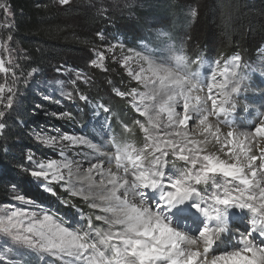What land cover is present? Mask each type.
I'll return each instance as SVG.
<instances>
[{
  "label": "rangeland",
  "instance_id": "1",
  "mask_svg": "<svg viewBox=\"0 0 264 264\" xmlns=\"http://www.w3.org/2000/svg\"><path fill=\"white\" fill-rule=\"evenodd\" d=\"M56 2L59 4L58 0ZM69 3L91 7L97 15L105 17H103L105 26L98 29L91 45H88V48L80 52L71 62L48 70H28L22 65H25L22 61V52L13 40V13L7 1L0 0V5L3 6L0 7V62L7 69L0 72V112L5 113L4 116H0V123L4 124V128L0 129V181H2L0 218L6 220L16 211L25 214L37 212L40 219L47 214L54 222L62 224L70 231H79L83 235L90 226L89 221L94 229L107 232L110 225L106 220H97L96 217L110 219L111 213L105 212V208L91 195L88 200L83 198L85 195L83 193L73 195L76 190L71 187L70 182H73L85 167L96 160L99 149H102L107 142L115 151L117 149L123 151L131 146L142 149L145 152V159L142 162L146 165L151 164L154 155L160 153L159 157L165 162L163 168L167 171L171 170L170 174L165 175L166 177L175 179L181 171H187L192 167L188 161L181 160L179 155L173 154L172 150L165 149L164 142L167 140L165 132L161 131L162 133L157 134L148 116L143 114L140 97L131 94L133 89L138 93L148 90L135 79V74L140 72L141 67L148 69L149 66L147 61L140 59V56H148L154 64H163L173 71L178 70L175 57H184L185 63L179 71L182 75L198 73L199 79L195 82L199 84L201 91L209 92V87L213 84L228 82L224 84L223 89L213 87L209 92L211 96L218 95L224 89L230 92L236 80H239V91L233 95L242 101L240 107L248 112L258 109V115L264 119L260 112L264 110V93L256 92L258 95L247 93L251 88L254 91L264 90V81L260 75L264 74V43L249 60L241 55L208 57L198 52L201 49L197 45H190L189 31L196 15V13L192 14L195 11L191 7H183L180 18L166 17L164 10L161 11L166 3H156L151 0H69ZM114 14L126 21L125 25L128 29H120L112 33V29H115L114 26L118 23L113 22L108 15ZM130 32L136 34L130 36ZM98 33L101 35L98 36ZM101 52L105 56L103 61L99 59ZM236 56L240 57L239 61L233 60ZM93 60L95 64L92 63ZM233 71L236 73L235 77L232 76ZM143 75L147 77L151 73L145 71ZM241 77L243 79H240ZM96 89L101 97L93 95L92 90ZM81 96L86 99H80ZM8 97L12 98L11 103ZM117 107L122 110L127 109L125 114L131 115L122 114L116 110ZM138 108L140 111H137ZM238 112L231 115L238 114L236 119L240 120L242 110ZM27 117L30 118L25 121ZM212 118L217 117L213 115ZM248 122L246 128L253 130L256 127L255 121ZM140 125L148 129V133ZM151 132L157 137L154 144L158 143L162 151L167 150V156L162 155V151L147 152L145 144ZM64 136L82 139L87 143L73 145L71 141H62V145H66L62 147L46 142L50 137L59 140ZM234 141V138H231V142L235 143ZM93 144L96 145L95 149L90 147ZM181 148L184 149L183 153H180ZM176 152L188 155L190 158L193 156L185 146H177ZM202 155L204 154H200L201 160ZM29 156L33 157L31 163L27 159ZM50 161H55L59 165V172L65 177L63 182L44 181L30 175L32 171L39 170V164L47 165ZM200 166L198 161L196 168ZM18 172L24 176L26 181L24 184L18 183L16 178ZM225 179L231 178L217 175V183H223ZM163 183L165 190H172L170 181L163 180ZM233 183L239 184V181ZM194 186L197 188L198 196L207 200L212 189L208 188L205 191L208 186L204 184ZM240 187L244 186L240 185ZM147 192L150 195L154 191ZM244 194H250V189ZM156 198L157 194L150 195L152 202L149 204L150 207L155 203ZM72 200L77 201L79 205L71 204ZM185 203L189 204L188 212L192 210V215L200 214L191 207L192 203L189 201ZM93 204L97 207H93ZM246 211L247 213L244 214ZM248 212L250 213L248 208L240 209L235 206L229 208L228 220H231L229 229L236 224L233 225L232 218L238 219L244 215L243 220H245ZM251 218H254L251 224L255 228L253 221L256 222V218L263 219L255 212ZM184 221L185 218H181V223ZM247 224H250V221ZM186 226L194 236H198L199 230L204 227V221L200 219L196 224L188 223ZM247 228L245 224L244 231ZM120 230H122L121 226L111 227L112 232ZM251 236L254 239L258 234ZM237 238L241 239V237ZM89 240L96 242L94 233L90 234ZM235 240L234 238L233 241ZM262 244L264 247V243ZM98 247L106 256L111 257L110 250L101 245ZM213 252L215 254L216 251ZM0 264H82V261L28 250L14 243L10 236L0 232Z\"/></svg>",
  "mask_w": 264,
  "mask_h": 264
},
{
  "label": "snow or ice",
  "instance_id": "2",
  "mask_svg": "<svg viewBox=\"0 0 264 264\" xmlns=\"http://www.w3.org/2000/svg\"><path fill=\"white\" fill-rule=\"evenodd\" d=\"M59 4L65 5L69 0H58ZM0 7H3L0 5ZM195 15V12L192 13ZM101 35L98 33V36ZM163 35V34H161ZM139 56V53H137ZM99 59L103 61L105 56L103 52L99 53ZM141 60L148 62V69L141 67L140 72L135 74L136 81L145 88L150 89L148 92L138 93L133 89L132 95L140 97V104L144 106L143 114L148 116L149 122L157 130L161 129L162 124L160 120L161 114H167V126L173 124L186 125L190 119L191 113L203 114L208 110L207 100L201 102L199 96H195L196 103H190L193 99V89L199 90V84L195 81L199 79L198 73L191 75L180 74V69L184 65V57H175L177 63V71H172L170 68L164 67L163 64H154L148 56H140ZM234 61H239L240 57L233 58ZM95 64V60L92 61ZM7 71L3 63L0 62V72ZM148 71L150 76H144L143 73ZM235 77V71L232 72ZM240 79H243L242 77ZM240 81L236 80L234 86L231 87L230 92L222 93L223 100L221 104L227 103L231 99L232 93L239 91ZM213 87L225 88L224 84H213L209 87V92ZM124 95V93H120ZM178 97H183L184 116L182 119H174L178 114L175 111V105L178 102ZM80 99L85 100L86 97L81 96ZM208 99H211L209 96ZM9 103L12 98L8 97ZM213 109L217 112L209 111L208 115H203L200 120L201 125H206L209 115H216L218 112H224L226 109L222 106L218 107V102L211 99ZM235 105H233L234 107ZM137 111H140L138 108ZM152 113H155L153 115ZM4 112H0V116H4ZM146 133L148 129L140 125ZM4 128V124L0 123V129ZM212 125L208 124L203 128V132L208 133ZM220 129L217 127L215 133L212 135L214 140L208 139L205 136L204 140L200 142L203 147L198 144L193 150L195 155L191 158L188 155H182L176 152L177 143L172 140H166L165 149H170L173 154L179 155V158L188 161L192 167L187 171H181L177 178L166 177L163 172L164 161L159 156L155 157V165H160L157 170H144L141 163L142 156L129 153L125 148L123 151L116 150V166L121 167V161L127 160L131 163L133 171L131 175L135 176L134 181L127 179L120 182L114 173L109 169L111 179L108 184L111 189L107 190V194H101L99 199L107 201L109 206L104 209L105 212L112 213V219L97 216V220H106L110 225L107 232L94 229L90 226L84 234L81 235L79 231H70L69 228L62 226L60 223L53 221L52 217L45 214L43 219L39 218L37 212L25 214L22 211H16L6 220L0 218V232L10 236L14 243L37 252L50 253L52 256H67L74 258L76 261H83L84 264H217L219 261L227 262L236 257H240L244 264H264V247L257 248L251 246L249 241H245L246 245L242 251L251 253V255L241 256L240 251L227 252L222 256H212L209 260V249L217 242L220 234L227 230L228 225V209L235 206L240 209H252L264 215V204L259 209L254 208L251 203L244 200L245 191L252 187V181L249 180L246 174V169L251 171L252 177H256L257 171L253 167L255 156H248L246 152L232 153L235 163L229 162L228 159H221L220 156L212 154H205L200 159V152L206 150L209 145L215 147L219 144L221 147L218 151L223 152L224 142L220 141L218 133ZM257 135L264 137V124L255 128ZM176 135L181 140L187 137V133L177 132ZM228 137L233 136V132L227 133ZM149 140L156 141L157 137L148 136ZM62 141H71V144H85L87 141L82 139H75L70 136L61 137L57 140L55 137L47 139V143L53 146L62 145ZM194 144L197 142L193 141ZM156 151H162L159 144H154ZM66 147V145H62ZM93 149L96 145H90ZM147 147V145H146ZM184 149H180L183 153ZM264 153V148L261 149ZM231 152V149H229ZM162 155L167 156L168 151L163 150ZM242 156L244 157L242 159ZM29 163L32 162L33 157H27ZM200 162L201 166L196 168ZM39 164V162H37ZM67 167V165H65ZM260 167L264 169V164ZM98 171H103L98 165H92ZM47 169V170H45ZM91 168L89 172H91ZM124 173H129V168L124 166ZM220 174L225 178L223 183H217V175ZM36 179H43L44 181L63 182L65 177L59 172V165L55 161H50L47 165L39 164V170L30 173ZM91 180V177H88ZM163 180L170 181V188L172 190H165ZM234 181H239V184H234ZM103 185L104 181L101 180ZM204 184L211 188V194L208 195L207 200L200 197L199 202L191 205L192 208L202 213L208 220L215 221V226H209L205 223L204 227L199 230L198 239L189 235L182 230V225L176 223L173 218L179 217L187 211V207H177L178 205H185L194 196H198L197 188L194 185ZM244 187L241 188L240 185ZM229 186L235 189L237 195H232ZM75 187V186H74ZM96 187L94 183H89L87 190L84 188H77L73 195H80L85 191L93 192ZM155 190L150 195L155 196L159 193L155 203L152 207L150 195L147 190ZM122 190V191H121ZM121 192L120 195L117 193ZM264 196V193H262ZM85 200L89 199V195H84ZM22 199V197H18ZM249 200L252 197L248 198ZM134 201H138L134 202ZM203 205V206H202ZM93 207H97L93 204ZM193 219L195 216L193 215ZM26 222V223H25ZM255 223V221H253ZM121 226L122 230L112 232L111 227ZM94 233L96 242H90V234ZM258 234L264 237V220H261V225ZM199 241L203 242V252L191 251L190 245H196ZM115 241L116 243H113ZM264 243V241H262ZM98 245L104 246L111 251V257L106 256L104 251H101ZM203 257L201 259L200 257Z\"/></svg>",
  "mask_w": 264,
  "mask_h": 264
},
{
  "label": "trees",
  "instance_id": "3",
  "mask_svg": "<svg viewBox=\"0 0 264 264\" xmlns=\"http://www.w3.org/2000/svg\"><path fill=\"white\" fill-rule=\"evenodd\" d=\"M6 1L13 13V40L22 52V61L25 62V65H22L28 70H48L71 62L91 45L98 29L105 26V17L97 15L87 5L78 3L60 5L56 0ZM151 1L166 3V6L160 9L164 10L166 17L181 18L183 7L193 8L196 15L189 31L190 45H197L201 49L198 52L208 57L241 55L249 60L264 43V0ZM108 17L118 23L114 26L115 29L111 28L112 33L128 29L126 21L121 16L114 14ZM135 34L136 32H130V36ZM92 93L101 97L97 89L92 90ZM117 108L116 110L122 114H128H125L127 109H123L125 110L123 112L121 108ZM130 115L129 113L128 116ZM29 118L27 117L25 121ZM16 178L19 184L26 182L20 172ZM1 185L2 181L0 188ZM71 204L79 205L75 200H72Z\"/></svg>",
  "mask_w": 264,
  "mask_h": 264
},
{
  "label": "bare ground",
  "instance_id": "4",
  "mask_svg": "<svg viewBox=\"0 0 264 264\" xmlns=\"http://www.w3.org/2000/svg\"><path fill=\"white\" fill-rule=\"evenodd\" d=\"M260 75L262 76L263 81H264V74H260ZM227 83L228 82L223 81L222 84H227ZM260 88H261V86H260ZM149 90L150 89H148L146 92H148ZM207 90H208V88H207ZM224 92H229V91H228V89H224L218 95L211 96L209 94V92L201 91L200 87H199V90L193 89L192 94H191L193 99L190 100V103H196L194 97L199 96L201 98V102H204L205 100H207L208 110L204 111L203 114H195V113H191V109H190V119L187 121L186 125L173 124L171 126H167V123H166L167 122V114L166 113L161 114L160 120H161L162 127L159 130L155 129V131H157V134H158V132L164 131L166 134L165 138L167 140H172L173 142H176L177 146H185V148H187L189 150V153L191 155H195V152L193 150L197 147L198 144L200 145V147H203V145L200 144V142H202L204 140L205 136H207L208 139H210V140L215 139V137L212 135V133H215L216 128L218 127L220 129V132L218 133L219 139H220V141L224 142L223 152L218 151V149L221 147V145L217 144V145H215V147L209 145V147L206 150L201 151L200 154L205 155V154L214 153L215 155L220 156L221 159H228L229 162H232V163L236 162L235 159L231 158L232 153H238L239 154L243 150V152H246L248 156H255L256 160L253 161L252 163H253V167L257 171V175H256V177H252L251 171L246 169V174L248 175L249 180L252 181V187L250 188V194H244V200L248 203H251L254 208L259 209L260 206L262 204H264V196H262V193H264V169H262L260 167L261 164H264V153H262V151H261V149L264 148V137L257 135L255 132V128L264 124V119L260 118V116L258 115V113H257L258 109H254L253 111L248 112V111L244 110L243 107H240L242 105V101L239 98L235 97L233 95V93L231 94V99L227 103L221 104V101L223 100L222 93H224ZM256 92L264 93V90L260 89L259 91H254V90H252V88L247 90V93L249 95H256L257 94ZM209 96L211 97V99L217 100L218 107L222 106L226 109V114L224 112H218L216 114V117H217L216 119L212 118L213 115H209L206 125H201L200 120L203 118V115H208L209 111L217 112V109L212 108L211 99H208ZM243 104H245V103H243ZM233 105H235V106L233 107ZM141 107H143V109H144L143 105ZM239 110L240 111L242 110V112H241L242 115L240 116V120H237L236 116L238 114L236 116L235 115L233 116L231 114L237 113ZM175 111L178 115L175 116L174 119H177V120L182 119L185 113L183 110V99H181V97H178V102L175 105ZM260 112H261V114H263V117H264V110L260 111ZM152 114L155 115V113H152ZM248 121H255L256 127L253 130L246 128L247 124H249ZM208 124L212 125V128L210 129V131L208 133H205V132H203V128L206 127ZM244 129H246V130H244ZM229 131L233 132L232 137L227 136V133ZM177 132L187 133V137L185 139L181 140V138L176 135ZM149 135L156 137L154 132H151L150 134H148V136ZM231 138H234L235 143L231 142ZM193 141H195L197 143L194 144ZM146 145H147V152L148 153L149 152L155 153V149H153V145H154L153 140H149L147 138L145 146ZM229 149H231V152H229ZM128 151L130 154L133 155V157L135 155H141L142 161L145 159V152L142 149H138V148L131 146L130 148H128ZM159 155H160V153L154 155V158H153V161L151 164L146 165L145 162L141 161V163L143 165V169L144 170L160 169V166L155 165V163H154L155 157H157ZM115 157H116V151L113 150L111 144L107 142L103 146L102 149L101 148L99 149L98 157L96 158V160L94 162H91L87 167H85L83 169V171L80 172L75 177L73 182H70L71 187L74 190H76L77 188H81V187L87 190L88 184L94 183L96 185V187L93 189V192L89 193L88 191H85L83 194L91 195L95 199V201L98 202L103 208L108 207L109 206L108 202L107 201H101L99 199V196L101 194L106 195L107 190L111 189V185H109L107 183L108 180L111 179V176L109 175V169H111V172L116 175V177L120 180V182H123V180H125V179L129 180L130 182L135 180V176L131 175V172L133 171L131 163L129 161H127L126 159L122 160L121 161V167L117 168ZM243 158L244 157L242 156V159ZM92 165H98L99 168L102 169L103 171L101 172V171H98L96 168H92ZM124 166H127L129 168V173H127V174L124 173V171H123ZM90 168L92 169L91 172H89ZM162 170L165 173V175L167 173L170 174V172H171V170L167 171L166 168H162ZM175 173L177 174L178 172L176 171ZM88 177H91V180H89ZM101 180L104 181L103 185L100 184ZM218 183H220V182H218ZM229 188H230V191L232 192V195H234V196L237 195V193L235 192V189L233 187L229 186ZM147 191H151V189H149ZM152 191H155V190H152ZM117 194L120 195L121 192H118ZM156 194L158 197L159 193L157 192ZM249 197H252V199L249 200L248 199ZM199 200H200L199 196H194V197L190 198L188 201L193 204L195 202H199ZM134 202L138 203V201H134ZM188 205L186 203H185V205H178L177 207H185L186 206L187 211L185 213H183L179 217V219H177V218H173V219L176 223H181V218L184 217L185 218L184 222H187V223L186 224L184 222L181 223L182 230L186 231L189 235H192L193 237L198 239V236H194L193 233L188 230V227L186 225L188 223H191L194 225L200 219H202L204 221V225H205V223H207L209 226H215V221L208 220L206 217L203 216L202 213L195 214L194 215L195 219H192L193 215L191 213H193V211L190 209L191 212H188V209L190 208ZM149 207H150V205H149ZM249 211L251 214L248 212V217L246 218L247 220L245 219L246 223H245V220H243L244 215L242 217L240 216L241 220L239 217H238V219L232 218L233 225L235 223L236 224L234 226H232L233 227L232 229H229V227L231 226V222H230L231 220H228L227 230L224 233L220 234V236L217 238V242L214 243L213 246L209 249V252H208L209 260L211 259L212 256H222L225 253L231 252V251H240L241 256L251 255V253H246V252L242 251L245 247L249 246V245L245 244V241H249L251 246H254L257 248L262 247V245H263L262 241H264V237H261L258 234V230H259L260 225H261V220L264 219V215H262L258 211H253L252 209H249ZM254 212L263 218V219L256 218V222H255L256 228H255V226L253 227L251 224V220L254 219V218H251V217H253ZM245 213H247V211L244 212V214ZM249 215H252V216L250 217ZM112 218L113 217H112V213H111L110 219H112ZM235 220H236V222H235ZM249 221H250V224H247ZM245 224L248 226L246 231H244V229H243ZM251 234H258V236L255 237L254 239H252ZM237 237H241V239H239ZM234 238L237 241L236 240L233 241ZM239 240H240V242H239ZM242 243L245 244V246H243ZM213 247H214V249H213ZM189 249L191 251H199L202 253L203 242L198 240V243L196 245H190ZM213 251H216L215 254ZM200 258L203 259L202 256ZM82 264H84L83 261H82ZM217 264H244V261L241 260L240 257H236L233 260H230L227 262L219 261V262H217Z\"/></svg>",
  "mask_w": 264,
  "mask_h": 264
}]
</instances>
